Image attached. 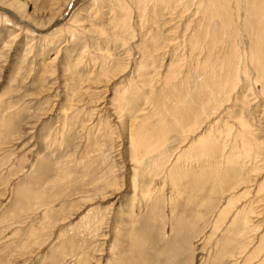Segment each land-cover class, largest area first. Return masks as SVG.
<instances>
[{"label": "rangeland", "instance_id": "rangeland-1", "mask_svg": "<svg viewBox=\"0 0 264 264\" xmlns=\"http://www.w3.org/2000/svg\"><path fill=\"white\" fill-rule=\"evenodd\" d=\"M159 1L76 0L69 18L43 32L39 29L47 30L64 16L72 0H0V264L264 262V240L260 239L264 234V203L255 205L261 212L250 214L254 225L245 231L239 226L241 231L230 229V216L251 199V194H240L242 199L232 206V213L219 215L229 193L242 192L258 176L251 175L252 182L231 190L217 186L218 180H214L207 189L195 192L187 185L172 187L163 172H146L131 164L135 125L157 121V114L162 113L154 111L157 103L167 100L164 104L170 108L176 103V94L163 83L171 62L168 56L149 76L150 87L148 78L135 70L141 59V35L156 31L158 26L152 8ZM235 1L226 12L236 29L233 39L224 35L206 42L218 47L222 40L218 51L222 47L223 53L215 50L221 57L225 49L227 53L228 49H239L240 62L253 74L246 95L258 96L255 101L251 98L254 95L248 96L254 103L250 112L262 131L260 139H264V120L259 121L254 111L263 99V88L255 83V70L249 62L253 37L244 28L251 11L241 0L237 12ZM4 14L11 21H5ZM183 18L176 17L164 29H173L179 21L182 24ZM161 19L168 21L166 15ZM214 19L218 26L224 16ZM183 25L171 36L180 34ZM227 44L231 48L225 47ZM184 48L177 53L184 58L185 68L190 53ZM241 69L240 88L246 85ZM135 84H146L149 90L147 87L139 103L125 104L130 111L140 107L133 117L117 111V99L125 100ZM239 87L224 102L219 122L227 120L228 110L237 109ZM231 120L239 123L237 118H230L229 123ZM180 138L170 141V157L179 151ZM260 178L264 179V169ZM147 186L152 188L151 195L141 202L139 194Z\"/></svg>", "mask_w": 264, "mask_h": 264}, {"label": "bare ground", "instance_id": "bare-ground-1", "mask_svg": "<svg viewBox=\"0 0 264 264\" xmlns=\"http://www.w3.org/2000/svg\"><path fill=\"white\" fill-rule=\"evenodd\" d=\"M232 1L234 0H160L158 5L155 8H152L155 12L156 18L154 22H158V26L156 27L157 29L153 27L156 31L147 32V34L143 33L141 35V59L137 63L135 70L137 71V74L142 73V75L148 78L150 87L151 83L149 81V76H152V73L156 72L158 62L168 56V58L171 59V62H168L169 64L164 75L165 80L162 82L166 83V85L168 84L171 93L176 94L173 99V102L176 103L172 106V108L164 104L167 100L157 103L154 111L156 113L162 112L159 115L157 114V121L135 125L131 132L130 161L133 166L138 167L142 171L152 172L157 170L163 172L166 178L169 179L172 187L176 189L180 186L187 185L192 188L191 191L195 190V192L199 189H207L211 181L214 180H218L217 186L224 185L226 189L231 190L244 183L252 182L251 175L258 176H254L255 179L258 178V180H256L254 184L251 183L252 185L246 184L247 186H245L246 188L242 192L238 193L237 191L229 193L226 205L219 210V215L223 213L227 215L229 212L232 213V206L235 208V203L239 204V199L241 198L240 194H247V196H249L248 194H251V199H249L246 203L244 202V205L241 204L242 206L239 209L235 208L231 216L228 214L231 217V223L229 226L230 229L231 227L234 229L236 227L237 230L239 227H242L241 230L245 231L248 226L251 229L253 226L251 227L250 225H254L250 214L253 215L261 212V210H258V205H255L261 202L264 203V196H260V193L262 194L264 191V179H259L261 172L264 169V167H262L263 165H261L264 163V139H260L258 134H262V131L259 128L260 126L258 127L259 123L257 124V122H255V116L253 117L250 112V108L254 103H251L253 100H251L248 96L252 93H248L249 95H246L249 91L247 83H252L251 81L254 78L253 74H251L248 69L249 66L243 61L240 62L238 58L239 49L234 48L232 43H230L232 41L228 40V44L233 46L235 50L230 52V49H228L229 53H227V50L225 49V55H222L223 59H221L222 57L220 55L223 53L222 50H224V48H222L223 45H221L223 44L222 40L220 42L221 44H219L222 46L220 48L222 49V52L218 51L219 45L216 47V42L214 43L215 46L211 45V42L210 44L206 42L218 40L216 39L217 36L221 37L224 35L233 39L236 29L232 27V16H229V14L226 13L227 9H231L230 3ZM245 1L246 4L243 6L246 5V10L251 11V13H249L246 17V21L243 20L244 28L246 29L248 36L250 35L253 37V44L250 47L251 58L249 62L255 70V83L262 84L263 88V99L261 98V102L259 101L256 103L254 111L258 114L257 116H259L258 120L263 121L264 0ZM176 2H178L177 5H175ZM241 2V0L235 1V6L238 9L237 12L241 9ZM177 6H181V10L179 9L180 12L177 10ZM194 7L195 10L193 11L192 9ZM251 8H253V10H251ZM73 9L74 5L68 15L65 14L61 17L63 18L61 22L57 24H54V22V25H51L52 27L47 30L39 29V31L48 32L52 30L58 24L69 18ZM165 15L167 16L168 21H163L161 19V16L165 17ZM216 16H224L223 22L218 23L219 27L217 26V21L219 19L217 18L218 20L216 19L217 21H214ZM176 17L186 18H183L185 20L182 24H179V21L178 25H175V27L172 26L173 29L168 27V29L165 30L164 25L170 22H175ZM1 19L2 14H0V21ZM9 20L10 19L6 17L5 21ZM125 25L126 22L124 26ZM180 25H183L180 29L182 34L180 33L176 35V37H172L171 35L175 28L179 29ZM214 25L217 27H214ZM32 30L36 31V27H33ZM68 31H70L69 28ZM164 31H167L165 35L163 33ZM58 35L60 34L58 33ZM181 36H183V39L180 40ZM243 40L244 39H242L241 42H243ZM248 42L250 41L248 40ZM228 44L227 46L225 45V47H228ZM231 46L228 48H231ZM238 46L240 47V45ZM181 47H187L190 53L188 56L190 58V63L188 62V65H186L185 68L182 65V60H184V58L177 53L180 51ZM240 48L243 49V47ZM161 50L163 51L161 52ZM215 50L220 54L215 52ZM177 55L178 58H176ZM240 66L243 68V70L241 69L242 73L240 75L244 76V82L246 83V85L244 83V85L241 84V86L243 85L241 88L239 87L241 82L239 78L241 77L238 75L240 72ZM132 84H134V82ZM147 87L148 86L146 84H143L142 86L135 84L130 93L127 95L128 97L124 98L125 100L121 101L120 98L117 99L120 101L117 105V111H124L128 114L131 113L133 116V113L139 111L140 107H135L134 110L130 111L127 109L128 106L125 104L130 105L135 103L145 94V92H147ZM238 87L240 88V93L237 97V99H240L239 105H237V109L233 112L228 110L227 114L231 119L237 118L239 123L237 125L233 124L234 120L233 122L231 120V123H229V117L226 118L227 120L225 121H223L224 119L222 118V122H219V117L223 115H221V113L223 108L222 106H225L224 102L227 100L229 101L230 95L233 91H236ZM252 95L254 96L251 98H254V101L257 100L258 96L254 93ZM233 97H235V95ZM236 104L238 103L236 102ZM231 105H234V103ZM223 110L225 109L223 108ZM170 111H173L174 115H169L168 112ZM217 118L218 121L216 122L215 119ZM208 121H210V123H207ZM157 122H161V124H157ZM261 125L263 127V124ZM204 126H208L207 130L203 129ZM232 128L233 130L234 128L236 130L233 131L231 130ZM142 129L146 130V132H143ZM176 137L182 138L179 139V145L177 146L179 151L174 157H170L169 143ZM151 189L152 188L150 186L141 189V194H139L141 202L149 198L148 194ZM245 195H242V197ZM246 198L248 199V197ZM251 222L253 224H249ZM247 232L248 230L244 234H248ZM260 239L261 241L264 240V234L260 237ZM232 240H234V238ZM228 244L229 243L226 245L228 246ZM260 246V244L257 245L255 251L260 248ZM259 264H264V262H260Z\"/></svg>", "mask_w": 264, "mask_h": 264}, {"label": "water", "instance_id": "water-1", "mask_svg": "<svg viewBox=\"0 0 264 264\" xmlns=\"http://www.w3.org/2000/svg\"><path fill=\"white\" fill-rule=\"evenodd\" d=\"M74 1H75V0H72V2L70 3V6H69V8H68V10H67V12H66L67 15H68L69 11L72 9V7H73V5H74ZM62 20H63V18H59V19H57V20L55 21L54 24H57V23L61 22ZM54 24H53V25H54ZM53 25H52V26H53ZM52 26H51V27H52Z\"/></svg>", "mask_w": 264, "mask_h": 264}]
</instances>
